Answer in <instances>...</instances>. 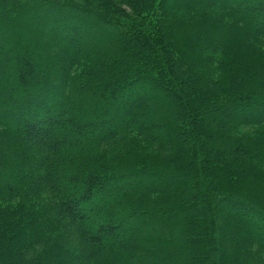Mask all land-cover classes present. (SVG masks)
Wrapping results in <instances>:
<instances>
[{
    "label": "trees",
    "instance_id": "16d2710c",
    "mask_svg": "<svg viewBox=\"0 0 264 264\" xmlns=\"http://www.w3.org/2000/svg\"><path fill=\"white\" fill-rule=\"evenodd\" d=\"M132 260L264 264V0H0V264Z\"/></svg>",
    "mask_w": 264,
    "mask_h": 264
},
{
    "label": "rangeland",
    "instance_id": "374dc122",
    "mask_svg": "<svg viewBox=\"0 0 264 264\" xmlns=\"http://www.w3.org/2000/svg\"><path fill=\"white\" fill-rule=\"evenodd\" d=\"M203 32L202 33H197V34H195L194 36H192V37H190L188 40H187V42L188 43H197V41L203 36ZM77 43V42H76ZM218 43V42H217ZM47 51V50H46ZM48 52H46V54H47ZM49 53H50V51H49ZM50 56V55H49ZM226 211V208H225V206H222V210L220 211L221 212V214L223 213V212H225ZM132 227H133V225L132 224H130V226H128V228L126 229V231L124 232V233H130V230L132 229ZM238 232V231H237ZM239 233V232H238ZM173 234V231H171V233L170 232H168V231H166V232H164V233H161L160 235H162L163 237L164 236H170V235H172ZM240 236H242L241 238H242V240L244 239V237H243V235H241V232H240V234H239ZM238 235V236H239ZM159 242H160V244L162 245V246H164V247H166L168 244L166 243V240L165 239H163V238H161V237H159ZM132 262L133 263H138V260H132Z\"/></svg>",
    "mask_w": 264,
    "mask_h": 264
}]
</instances>
